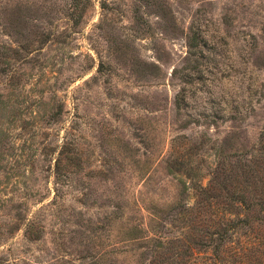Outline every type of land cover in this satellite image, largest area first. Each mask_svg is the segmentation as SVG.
<instances>
[{
  "label": "rangeland",
  "instance_id": "rangeland-1",
  "mask_svg": "<svg viewBox=\"0 0 264 264\" xmlns=\"http://www.w3.org/2000/svg\"><path fill=\"white\" fill-rule=\"evenodd\" d=\"M237 218L264 264V0H0V264H214Z\"/></svg>",
  "mask_w": 264,
  "mask_h": 264
},
{
  "label": "trees",
  "instance_id": "trees-1",
  "mask_svg": "<svg viewBox=\"0 0 264 264\" xmlns=\"http://www.w3.org/2000/svg\"><path fill=\"white\" fill-rule=\"evenodd\" d=\"M189 46L190 48H194L195 44H190ZM198 191L199 193L207 194V191L202 187H198ZM245 207L248 212L249 207L246 205ZM247 226L248 222L246 220L237 218L236 220H230L213 234L211 242L213 243L212 247L216 255L214 264H248L251 261L255 262V260L259 259L260 255H256L259 240L256 237L249 238L245 242L236 241L227 250L222 251V246L234 234L242 229H246ZM188 260L191 259L189 258Z\"/></svg>",
  "mask_w": 264,
  "mask_h": 264
}]
</instances>
